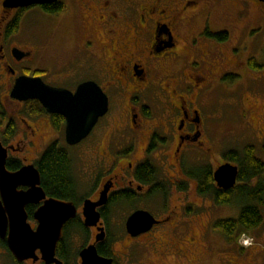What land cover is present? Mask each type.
<instances>
[{
  "label": "flooded vegetation",
  "instance_id": "af4514ba",
  "mask_svg": "<svg viewBox=\"0 0 264 264\" xmlns=\"http://www.w3.org/2000/svg\"><path fill=\"white\" fill-rule=\"evenodd\" d=\"M252 2L263 7L257 0H56L5 9L0 0V143L7 149L9 171L34 165L40 173L37 162L51 145L67 152L70 195L47 191L40 173L45 198L25 206L33 230L38 226L34 213L45 200L74 206L56 246L55 258L62 264H82L80 252L88 247L110 264H155V256L167 264L181 259L204 264L203 254L213 250L222 252L219 264H264L257 244L261 239L264 244V204L254 202L261 220L253 228L235 224L227 235L216 227L221 220L237 219L242 206L233 208L239 210L236 216L216 213L234 203L240 182L224 190L214 180L220 165L233 163L225 159L230 148L222 151L216 139L218 103L209 97L214 80L245 63L238 59L245 49L241 42L251 34ZM33 10L45 22L46 37L59 25L75 27L72 56L85 61L87 79L75 81L65 65H43L47 47L31 31ZM22 19L30 29L23 30V39L17 37ZM220 34L235 38L234 44L219 46ZM23 76L73 93L80 84L94 82L107 96L108 111L80 143L69 146L64 138L60 144L63 116L47 112L36 100L10 97ZM69 147L80 149L77 158L84 167L77 171ZM27 148L37 149L34 159L19 158ZM254 180L252 187L262 184ZM103 191L106 202L95 208L98 221L86 225L84 203H97ZM223 193L229 202L219 203ZM137 211L154 223L132 234L127 220ZM241 236L251 239L248 246ZM35 255L19 264H47L39 250Z\"/></svg>",
  "mask_w": 264,
  "mask_h": 264
},
{
  "label": "water",
  "instance_id": "95a60500",
  "mask_svg": "<svg viewBox=\"0 0 264 264\" xmlns=\"http://www.w3.org/2000/svg\"><path fill=\"white\" fill-rule=\"evenodd\" d=\"M56 0H3V8L30 7ZM264 7V0H257ZM18 58L23 53L15 50ZM10 97L19 101L36 100L47 112L60 114L65 119V142L76 145L91 132L98 119L108 111V99L94 82L80 84L73 93L63 88H54L42 82L38 77H20L16 80ZM7 149L0 143V239L5 240L7 248L18 262L36 258L39 250L42 259L47 263L62 264L55 258L57 242L61 236L63 224L74 216V206L69 202L48 199L34 213L38 226L33 230L27 223L25 206L38 203L45 198L40 187V173L34 165L23 166L17 171L6 168ZM238 167L229 162L220 165L214 172V180L221 189L228 190L235 186L238 178ZM19 186L28 189L19 190ZM106 202V193L100 196L97 203L85 202L83 212L86 225H94L99 218L95 211L97 206ZM151 216L137 211L127 220L130 233L142 232L145 226H151ZM82 264H110L111 260L97 255L94 247L80 252Z\"/></svg>",
  "mask_w": 264,
  "mask_h": 264
},
{
  "label": "rangeland",
  "instance_id": "374dc122",
  "mask_svg": "<svg viewBox=\"0 0 264 264\" xmlns=\"http://www.w3.org/2000/svg\"><path fill=\"white\" fill-rule=\"evenodd\" d=\"M250 15L248 29H250L251 34H249L248 37H245V43L241 42V45H243L245 49L240 53L238 59L242 63H245L243 65H239L238 63V67L236 66L235 68L225 70L219 78L214 80L212 89L213 92L209 97L218 103L216 111L219 117V126L218 136L216 139L220 143V148H223L222 151H225L228 148L233 151L242 150L247 145H253L256 156L263 160L264 8L252 2ZM29 17L32 24V33L37 36L40 41L45 42L47 47V56L46 60L43 61V65L51 68L57 65H65V71L73 73L75 81H83L87 79L85 61L72 56V49L76 43L75 27H73L71 23L59 25L55 28L53 35H48V37H46V31L43 29L45 22L43 23L38 12L33 10L29 14ZM48 26L51 27L50 24H47V27ZM23 30L29 32L30 29L27 24L23 26L22 19L17 37L23 39ZM235 35L237 34L235 33ZM234 42L235 38L231 40L228 39L225 41H218V44L219 46H223L228 49L230 45L232 46L234 44ZM251 59L252 63L250 66L248 61ZM228 60L231 62L230 64H234L233 62L235 60L233 57L228 58ZM8 110L11 109L8 108ZM59 141L58 142L60 144H65L63 135L59 137ZM67 150L69 155L74 157V171H77L78 168H83L84 163L77 158L80 149L69 147ZM36 156V148H27V150H25L19 158L26 157L28 160H31ZM214 162H216V160ZM258 179L264 186V176H261L260 178L258 177ZM254 182H256L254 179L249 181L250 186H253ZM240 184H242V182H240ZM233 200L234 203L232 205L229 207H219L216 209V213L219 215L232 214V216H236L239 210L238 208L233 210V208L238 207V199L235 200L233 198ZM261 240L257 242V244L259 243L258 247L264 254V244H261ZM212 241L214 242L213 239ZM240 241L243 246H248L251 239L247 236H241ZM221 253L222 252L219 253V251L217 252L216 250L204 253L201 263L219 264V260L221 261L223 258ZM208 254H210V256ZM155 260V264H167V261L165 260L162 261L159 259L157 261V256H155ZM170 263L188 264L184 259L178 261L170 260ZM0 264H18L12 259L8 250L2 244H0ZM189 264L198 263L197 261H194Z\"/></svg>",
  "mask_w": 264,
  "mask_h": 264
},
{
  "label": "trees",
  "instance_id": "16d2710c",
  "mask_svg": "<svg viewBox=\"0 0 264 264\" xmlns=\"http://www.w3.org/2000/svg\"><path fill=\"white\" fill-rule=\"evenodd\" d=\"M18 25L13 27L12 32H16ZM226 34H220L218 36L219 41H224ZM252 59L249 61L251 66ZM262 151L264 153V144L262 145ZM225 159L237 164L239 167L238 181L242 182L238 189L235 191L234 199H238V204L242 207L240 209L237 219H231L228 221H219L216 223V227L225 231L227 235L234 231L233 226L240 225L242 229L253 228L260 220V211L254 205V202L264 204V186L258 184L254 187L250 186L249 181L255 177L264 176V159H260L255 154V148L253 145H247L242 150L228 151L225 155ZM70 158L64 149L58 148L56 145H51L42 158L37 162V167L40 170L42 176V183L50 193L57 196H68L70 195L69 178H68V167ZM10 168L14 167L11 163L8 165ZM245 182V183H244ZM207 183L204 182L201 185V190H206ZM231 199L227 194L223 193L219 197V203L229 202ZM243 231L239 230L236 233L238 237ZM5 248L6 242L0 240Z\"/></svg>",
  "mask_w": 264,
  "mask_h": 264
}]
</instances>
